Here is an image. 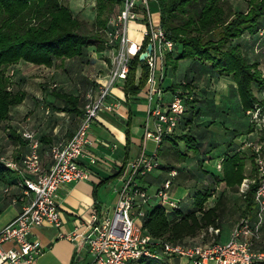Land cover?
<instances>
[{"label": "crops", "instance_id": "obj_1", "mask_svg": "<svg viewBox=\"0 0 264 264\" xmlns=\"http://www.w3.org/2000/svg\"><path fill=\"white\" fill-rule=\"evenodd\" d=\"M68 2L75 15L80 17L87 13L85 9L77 10L74 0ZM85 2L86 0L77 1L81 4ZM90 2L91 4L87 6L94 7L96 14V0ZM152 16L154 21H160L159 10L152 11ZM139 26L137 22H131L132 37ZM105 39L106 33L102 42L90 44L85 54L66 59L54 58L53 64L49 66L20 60L9 67V71H13V88L25 91V97L22 102L12 105L9 118L2 123L0 153L6 149L7 154L3 155L21 161L29 151L28 142L23 138L22 132L29 129L40 139L41 162L44 165L51 163L50 146L67 141L74 134L83 114L84 94L89 89H92L90 92L98 94L99 81L111 65L112 53L106 47ZM234 43H239L243 50L255 48L256 52L262 50L264 53V39L259 38L257 34L245 32L241 37L234 39ZM180 48L182 46L176 45L168 55L177 58ZM261 54L259 58L255 55L251 61L259 62L258 67L264 76V69L261 67L264 65L261 61L264 56ZM168 55L165 79L158 83V86L162 88L163 97L177 90L189 97L181 125L172 135H165L160 142L153 137H147V130H154L156 127V120L148 111V86L145 84L138 93L127 96L123 88L125 81H119L108 97V101L114 104L113 110L102 109L99 112L90 129L87 154L81 158V163L91 170L90 177L67 183L59 188L60 209L64 222L61 228L50 224L33 228L30 236L41 241L43 252L30 264H74L76 258L81 259L84 256L85 259H89L83 244L78 246L75 241L61 237L59 233H68L75 229L78 232L87 230L92 220L91 210L94 206L113 212L120 189L131 170V163L141 154L156 153L158 157L160 155L162 165L152 173L140 177L139 183L147 188L149 193H153L170 177V171H176L170 188L173 198H179L177 195L182 193L181 187L184 182L177 180L180 179V174L191 170L189 165L201 166L202 172L198 175L202 174L200 180L203 181L193 185L184 184L188 197L192 199L188 200V206L184 204L185 199L179 200L181 213L196 206L195 194L198 190L211 193L204 203L209 207L220 198H215L214 187L219 189L220 183V187L223 186L222 192L229 188L223 180V159L239 152L246 162L247 154L243 153H248V149L243 147V142L246 139H255L258 132L256 126L251 123L247 111L243 109L237 84L232 75H219L213 71L208 61L204 62L196 57L180 58L174 68L173 63L167 60ZM72 64H75L74 68ZM142 72V65L138 64L135 71L136 82L139 81ZM214 72L217 77L214 76ZM72 78L76 80L77 86L81 82L83 88L75 91L66 89L65 86H69L68 80ZM58 83L60 85L57 87ZM171 94L169 98H164L165 101L172 99ZM68 95L77 97L78 103L73 105ZM251 125L255 126L253 130H250ZM184 134L190 138V143L195 148L187 146V142L181 136ZM182 143L186 144L185 148ZM91 157L96 159L95 162L90 161ZM250 157L253 160L251 154ZM214 160H217L216 168L219 173L206 167ZM11 170L12 173L6 179H0V229L19 214L25 205L22 199L13 200L15 196L23 195V191L15 184L19 172ZM24 172L32 175L27 170ZM245 174L253 173L247 174L245 168ZM217 181L218 184H215ZM235 193L241 195L240 191ZM158 202H160L158 199L151 198L149 207ZM76 220L80 221L79 227L75 224ZM138 221L142 222L143 219ZM234 225L232 227L221 225L218 239L228 240ZM12 245V242L5 243V247ZM255 246L264 250V239H259ZM164 258L169 264L187 262L186 258L179 256Z\"/></svg>", "mask_w": 264, "mask_h": 264}, {"label": "built area", "instance_id": "obj_2", "mask_svg": "<svg viewBox=\"0 0 264 264\" xmlns=\"http://www.w3.org/2000/svg\"><path fill=\"white\" fill-rule=\"evenodd\" d=\"M152 1L157 0H122L119 11L104 29V43L112 53L111 65L99 81L98 94L93 96L88 92L81 121L74 134L67 141L50 146L51 163L44 165L41 162L40 139L29 129L22 132L29 151L21 161L0 156V160L9 168L19 172L15 184L22 189L23 195L15 196L13 200L22 199L25 203L22 211L0 229V264L32 263L43 252L41 241L30 236L33 228L43 224L62 227L64 221L59 188L90 177V168L81 163V158L87 154L90 129L102 109L113 110L114 104L108 101L113 87L119 81L126 80L131 60L147 51L149 43L152 50L147 52L143 62L148 66V111L156 120V127L154 130L148 129L146 135L160 142L164 135L173 133L181 125L187 109L186 95L177 90L171 100L165 101L162 88L158 86L165 79L166 57L175 49L176 41L169 37L160 21H154ZM131 22L140 25L137 28L140 29V39L131 36ZM9 73L12 75L13 71ZM262 94L264 99V89ZM261 108L257 103L247 112L251 122L255 126L260 124L262 128L264 115ZM244 146L252 148L255 168L253 174L243 178L239 191L245 195L252 184L257 185L255 210L240 217L228 240L218 239L221 228L212 225L198 236L199 239L189 242L156 239L144 232L142 222L138 220L144 218L151 198L158 199L169 208L177 207L179 201L170 193L176 171H170V177L153 193L139 183L140 177L162 165L156 153L141 154L131 163V170L120 189L113 212L94 206L87 230L59 233L61 237L75 241L78 246L83 244L87 250L89 259L84 256L76 258L74 264H129L141 257L166 256L184 257L187 259L185 264H264V250L255 246L261 238L260 228L264 220V152L262 145L253 140L246 139ZM95 160L90 158L91 162ZM25 170L32 175L26 174ZM79 222L75 221L78 227L81 225ZM210 235L213 237L211 240L207 239ZM6 242L13 245L5 247Z\"/></svg>", "mask_w": 264, "mask_h": 264}, {"label": "trees", "instance_id": "obj_3", "mask_svg": "<svg viewBox=\"0 0 264 264\" xmlns=\"http://www.w3.org/2000/svg\"><path fill=\"white\" fill-rule=\"evenodd\" d=\"M245 1L248 4L246 10H235L229 0L156 2L162 26L169 37L176 41V45L182 46L177 58L168 55V62H172L176 68L180 58L196 57L208 61L211 69L219 75L233 76L245 111L259 103L264 115V99L255 96L256 90L264 89V76L258 67L259 62L251 61L240 44L234 43V39L245 32L264 39V0ZM121 2L96 0L95 23L99 26L92 32L86 21L75 15L65 0H0V128L9 118L12 105L22 102L25 97V91L13 88L9 67L20 60L49 66L53 64L54 58L66 59L85 54L90 44L103 40L100 29L107 27V18L102 17L101 13L106 9L115 10ZM138 64L142 65L143 72L136 82ZM147 75V64L139 59V55L135 56L123 87L126 95L138 93L145 86ZM67 97L73 105L78 103L77 97ZM188 98L186 95V103ZM254 128L251 125L250 130ZM181 136L189 148H195L187 135ZM261 140V150L264 152V127L261 129ZM252 156L254 161L255 154ZM245 165V158L239 152L223 159V180L232 191H239L246 176ZM11 173V168L0 160V179H6ZM256 187V184H252L245 195H240L244 201L243 215L255 210ZM210 195L208 191L198 190L195 194L196 206L182 213L179 205L169 208L158 202L148 206L142 221L143 231L156 239L189 242L211 225L220 227L226 209V197L222 196L214 205L206 207L204 203ZM135 262L169 264L164 257H141Z\"/></svg>", "mask_w": 264, "mask_h": 264}, {"label": "rangeland", "instance_id": "obj_4", "mask_svg": "<svg viewBox=\"0 0 264 264\" xmlns=\"http://www.w3.org/2000/svg\"><path fill=\"white\" fill-rule=\"evenodd\" d=\"M65 1L67 3H69L68 0H65ZM77 1L81 2V0H74V2L77 5L76 9L77 10L85 9V11H87V13L84 14L85 16L84 15H80V17L78 15L77 16L80 19H83L84 21H86L90 31L94 32V30L96 28H98V26H99L97 23H95V15L96 14H95L94 7L87 6V5L91 4L90 0L89 1L86 0V2H85L86 4L82 3L83 5L81 3H77ZM229 1L233 4V8L235 10H246L247 9L248 4H247V2L245 0H229ZM70 2H72V0H70ZM69 5L71 7L70 3H69ZM119 7H120V5H118L115 10L106 9V10H104L101 13L102 17L107 18V25L109 24V21L117 14V12L119 11ZM158 10H159V8H158V5H157V2L156 1H152L151 2V11L158 12ZM96 12H97V7H96ZM78 13H80V11L77 12V14ZM104 29L103 28L100 29V36L103 39L105 37ZM134 34H135L134 35L135 38H137V39L141 38L140 29H136L134 31ZM246 53H247V55H248V57L250 59H253L255 55L256 56L258 55V58H259V55L262 53V50H259V51L256 52L255 48H253L252 50L248 49V51H246ZM261 56H264V53H262ZM261 61H262V63H264V57L261 59ZM83 62H85V61H83ZM75 64H72L73 68H74ZM261 67L264 69V65H262ZM214 74H215V72H214ZM214 76L217 77V74H215ZM229 77H231V76H229ZM217 82H218V80H216V83ZM52 83L53 82H51V84ZM68 84H69V86H65V87H66V89H69L71 91H75L76 89L80 90L81 88H83L81 82H79L78 86H77L76 80L74 78L69 79L68 80ZM59 85H60V83H58L57 87ZM90 90H92V89H89L88 91H86V93L84 92L85 93L84 94V103H85V101L87 99V94H88V92H90ZM91 93L94 96V95H96L97 92L93 91ZM170 94L171 93L169 92V94H166L167 96H165L164 98H169ZM171 95L173 97V93ZM255 96L257 97V99H263L262 91L256 90L255 91ZM247 115L250 116L248 112H247ZM251 123H253V122H251ZM256 129H257L258 132H257V135H256L255 139H253V141L257 142V144H259V145H262L263 141L261 140V129H262L261 125L257 124L256 125ZM182 145L185 148L186 144L182 143ZM246 148L248 149V153H243L244 155L247 154V159H246V163L247 164H246L245 168H246L247 174H251V173L254 172V168H255V161H253L252 157H250V154L252 155V151L253 150L250 147H246ZM3 154H7V150L6 149L3 151V153L2 152L0 153V155H3ZM4 156H6V155H4ZM159 159L161 160L160 155H159ZM216 163H217V160H214L209 165H206V167L210 168L215 173H219L220 171L216 168ZM189 166H190V169L192 171L191 170H187V171L181 173L180 174L181 176L179 177L180 179H177V180H180V182H184L182 184V187H181V192L182 193L180 195H177V196H179L180 199L179 198H174L175 200H178V201L182 200V199H185L186 201H184V204L186 206H188V204H189L188 200L192 199V198L188 197V195H187L188 192H187V189H186L187 187L184 184L193 185L194 183L197 184L198 182H202L203 181V180H200L202 174L198 175L200 172H202V168H200L201 166L198 167L196 164L189 165ZM215 178L217 180V176ZM218 182L219 181H217L215 184H218ZM210 190L212 191V189H210ZM213 190L216 193L215 198H219V197H222V196L226 197L225 198L226 209H225V212H224V214H223V216L221 218L222 219V223H221L222 227L223 226H227V225H230L232 227L235 223H237L239 221L240 217L243 215L244 201L241 199V196H239V193L236 194L235 191H231V189H229V188H225L224 189L225 191L222 192L223 186L220 187V183H219V189H216V187H214ZM170 193H171V196H172L173 194H172L171 191H170ZM227 234H228V230L225 231V235H227ZM260 237H261L260 239H262V240L264 239V220H263L262 226L260 228ZM212 238L213 237L210 235L207 239L211 240ZM197 239H199V238L198 237L195 238V240H197ZM135 264H139V263L135 262Z\"/></svg>", "mask_w": 264, "mask_h": 264}, {"label": "water", "instance_id": "obj_5", "mask_svg": "<svg viewBox=\"0 0 264 264\" xmlns=\"http://www.w3.org/2000/svg\"><path fill=\"white\" fill-rule=\"evenodd\" d=\"M152 50V44H148L147 45V51H143V52H141L140 53V55H139V59L141 60V61H143L144 60V58H145V56L147 55V52L148 51H151Z\"/></svg>", "mask_w": 264, "mask_h": 264}]
</instances>
